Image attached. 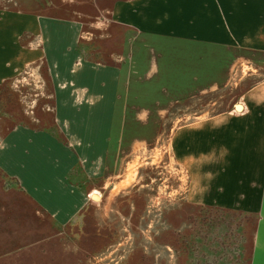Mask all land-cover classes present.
<instances>
[{"label":"crops","instance_id":"1","mask_svg":"<svg viewBox=\"0 0 264 264\" xmlns=\"http://www.w3.org/2000/svg\"><path fill=\"white\" fill-rule=\"evenodd\" d=\"M198 2L193 12L192 0L183 5L175 0H76L63 20L19 12L3 16L0 86L41 67L51 83L46 91L51 101L41 102L43 113L36 120L15 123L21 118L10 115V106L0 118V264H94L91 258L126 231L118 230L120 219L129 226L131 216H138L134 231L142 232L141 221L148 218L143 211L149 207L132 201L145 190L131 193L125 180L111 183L113 159L127 152L128 137L142 142L143 131L136 128L145 126L155 127L150 144L165 130L172 134L179 120L203 109L208 95L228 87L240 60L264 69V0ZM50 105L53 119L46 114ZM239 105L244 111L246 106ZM229 114L227 109L207 117L214 140H221L225 123L238 120ZM185 128L172 137L175 151L189 158V165L213 174L220 169L219 175L239 172L235 159L224 170L219 161L205 162L210 151L200 141L207 129ZM203 181L215 184L221 201L183 199L174 207L232 209L241 199L248 202L254 190L260 194L262 186L254 184L244 195L233 184L223 188L220 177ZM175 212L169 210L168 222ZM126 250L129 257L121 264H160V251L171 257L173 248ZM148 255L155 257L145 262Z\"/></svg>","mask_w":264,"mask_h":264},{"label":"rangeland","instance_id":"2","mask_svg":"<svg viewBox=\"0 0 264 264\" xmlns=\"http://www.w3.org/2000/svg\"><path fill=\"white\" fill-rule=\"evenodd\" d=\"M75 1L0 0V22L9 12L63 20L69 15L66 12L68 8H72ZM175 1L183 5L187 0ZM192 8L193 12H198V0H192ZM244 57L241 55L240 58ZM144 81L135 80L134 83ZM228 83L226 89L216 95H208L205 102H201L203 109L197 115L185 116L173 129L176 131L187 126L185 129L188 131H197L206 128L208 133L202 138V142L200 141V146L206 144V152L210 151L205 155V158H208L205 162L215 164L219 161L220 168L224 170L227 169L230 158L232 161L235 159L234 162L239 164V172L233 175L222 172V176L219 175L220 169L216 170V174L201 172L188 164L189 158L175 151L172 137L174 131L171 134L165 130L161 139L155 141V144H150L147 140L152 137L155 127L136 128L139 132L143 131L144 140L140 142L134 139L130 142L131 136L128 137V143L125 144L127 152H122L119 158L113 159L115 164L112 165L111 183L114 187L120 180H125L129 184L126 191L133 193L136 190H145L144 197L133 200L132 203L148 205L149 208H144L146 212L140 208V213L143 211L148 218L146 216L141 221L142 232L134 231L137 223L135 219L139 220L138 216H131L129 226L124 224L125 219H120L116 224L119 225L117 228L126 229L127 233L124 230L120 232L121 238L116 240L115 244L103 254L93 256L91 260L94 264L124 263L129 257L125 254L126 249L135 246L157 248L167 245L173 248L171 257L167 251H160V264H251V261L252 264H264V69L250 61L240 60L233 67ZM257 83H260V87L247 93ZM127 86L133 88L131 81ZM49 87L51 83L45 77L43 69L35 66L3 83L0 86V97L4 99V103L0 104V118L8 115V106L13 109L11 116L18 114L21 118L15 119V123L20 122L22 118H41V102L51 101L47 99L49 95L46 94ZM239 104L246 106L244 111H241L242 106ZM227 109L231 113L229 118L238 120L232 124L225 123L221 140L219 137L214 140V129L208 128L210 120L206 119ZM48 110V118L53 119L51 105ZM123 136L124 133L121 137ZM215 141H218L217 147ZM219 142H222L221 148ZM233 149L234 151H231ZM211 155L215 157L212 159ZM198 160L200 159L192 161ZM259 165L263 167L257 168ZM216 177H220L221 186L226 190V186L233 184L234 189L244 195L254 190V184H262L260 194L254 190L252 193L255 197L251 196L248 202L239 200L238 205L232 209L212 208L199 211L182 206L174 207L183 199L192 202L209 199L213 202L221 201L222 194L215 193V184L203 181ZM98 195V192L95 193L93 200H98ZM229 195L230 193H226V197L231 199ZM126 196L130 199L132 194ZM241 202L254 205L241 206ZM171 209L176 212L172 218L169 216L168 222L167 214ZM163 233L165 235H162ZM146 257L149 259L145 262H150L155 256Z\"/></svg>","mask_w":264,"mask_h":264},{"label":"water","instance_id":"3","mask_svg":"<svg viewBox=\"0 0 264 264\" xmlns=\"http://www.w3.org/2000/svg\"><path fill=\"white\" fill-rule=\"evenodd\" d=\"M237 107H239V106H237ZM237 107H236V108H237Z\"/></svg>","mask_w":264,"mask_h":264}]
</instances>
